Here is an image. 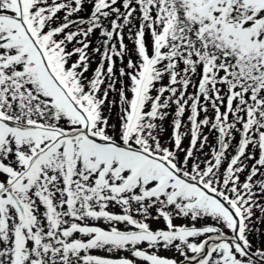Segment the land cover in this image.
I'll list each match as a JSON object with an SVG mask.
<instances>
[{
    "label": "snow or ice",
    "instance_id": "obj_1",
    "mask_svg": "<svg viewBox=\"0 0 264 264\" xmlns=\"http://www.w3.org/2000/svg\"><path fill=\"white\" fill-rule=\"evenodd\" d=\"M0 264H264V0H0Z\"/></svg>",
    "mask_w": 264,
    "mask_h": 264
},
{
    "label": "rangeland",
    "instance_id": "obj_2",
    "mask_svg": "<svg viewBox=\"0 0 264 264\" xmlns=\"http://www.w3.org/2000/svg\"><path fill=\"white\" fill-rule=\"evenodd\" d=\"M162 255H168L169 253H161Z\"/></svg>",
    "mask_w": 264,
    "mask_h": 264
}]
</instances>
